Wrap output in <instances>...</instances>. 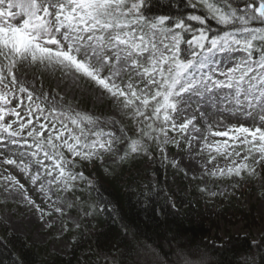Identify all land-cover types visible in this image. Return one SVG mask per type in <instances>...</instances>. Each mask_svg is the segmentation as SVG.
<instances>
[{"label":"snow or ice","instance_id":"snow-or-ice-1","mask_svg":"<svg viewBox=\"0 0 264 264\" xmlns=\"http://www.w3.org/2000/svg\"><path fill=\"white\" fill-rule=\"evenodd\" d=\"M165 2L0 0V188L40 220L65 214L60 193L94 190L77 169L105 156L116 163L158 157L178 169V154L168 152L174 146L206 155L204 174L238 178L233 187L264 180V0H185L182 7L174 0V11L163 12L158 3ZM25 68L64 82L73 98L89 92L107 98L128 124L77 110L67 93L37 89ZM218 113L248 125L229 126ZM5 166L38 186L46 207ZM105 207L89 204L84 215ZM169 207L175 204L158 205L165 215ZM254 246L264 264V242ZM0 247L9 264H25L8 239L0 238ZM176 255L172 264H210L199 249ZM124 264L163 262L144 245Z\"/></svg>","mask_w":264,"mask_h":264},{"label":"trees","instance_id":"trees-1","mask_svg":"<svg viewBox=\"0 0 264 264\" xmlns=\"http://www.w3.org/2000/svg\"><path fill=\"white\" fill-rule=\"evenodd\" d=\"M173 3L174 0H166L158 6L163 12L174 11ZM184 3L185 0H179L181 7ZM209 23L213 28L218 27L214 21ZM89 167L84 173L92 180L94 190L89 189L83 195L75 193L81 197L83 218L80 226L70 231L76 236L69 255L52 252L47 245L31 242L28 237L12 232L8 224L5 227L1 214L6 203L0 199V238L9 240L25 264H124L134 255L137 246L144 245L151 246L163 264H172L178 252L197 249L207 254L210 264H252L253 256L256 264H261L262 250L254 243L264 242V233L256 240L252 234L230 231L225 237L218 234L222 222L234 225L247 219L250 226L257 225L254 206L246 212L235 204L234 197L224 200L227 205H220L209 201L207 194H202L197 186L189 195L174 190L170 186L172 170L178 173L185 188L187 177L177 169L168 168L158 157L131 163L95 160ZM249 184L254 188V182ZM165 200L175 204L174 208L167 209L166 215L158 208ZM105 202V211L84 215L89 204L104 206ZM153 207H157L155 212ZM87 250L91 253H86ZM94 252L103 253L107 258L94 263L91 259ZM8 256V251L0 247V260L4 264H9Z\"/></svg>","mask_w":264,"mask_h":264},{"label":"rangeland","instance_id":"rangeland-1","mask_svg":"<svg viewBox=\"0 0 264 264\" xmlns=\"http://www.w3.org/2000/svg\"><path fill=\"white\" fill-rule=\"evenodd\" d=\"M238 55V54H237ZM20 71H26L28 73V79L35 83L37 89H42L50 93H59L60 95H66V99L73 101V107L77 110L87 112L91 115L100 116L102 121H108L112 118L113 115H116L117 119H121L122 122L126 118L120 117L110 101L100 96L96 93H85L83 95H77L73 98L71 92L66 88L64 82L60 81L56 77L51 76L47 73H42L39 70L33 71L31 68L20 69ZM43 77H46V81L43 80ZM197 119L199 120V114L197 113ZM217 120L221 121L224 124L229 126L235 124L239 126L240 124L248 125V121L242 119H232L230 116L224 113H218ZM106 129L111 127L110 125H103ZM197 126L202 127V122L198 123ZM216 130V129H214ZM186 149L187 146L184 145ZM170 158L173 153H177L176 159L179 164L181 171L185 172L187 175L186 181L189 183L187 189L183 187V184L180 182L179 177L173 173L171 176V188L176 191H183L184 194L189 195L190 191L195 185L198 184L201 188H207L209 191H216L218 195L210 196L207 194L209 201H217L220 205H227L226 199L231 198L234 195L233 201L236 205H239L241 208H245L246 212L251 210V206L255 207L253 211L255 213V222L257 225L250 226V220H243L236 222L234 225H225L221 223V229L219 235L225 237L230 231L234 234H252L254 240L258 239L259 236L264 233V180H256L255 191L251 190L249 186L243 185L240 187H233V184L238 183L237 178L232 180L220 179L217 180L208 175H205L204 165L206 164L207 157L197 156L195 154L189 155L187 151H182L180 149L171 151L168 149ZM180 157H183L181 159ZM106 159H114L109 156H105ZM224 164V161L221 160V165ZM10 171L16 175L17 179L25 185V188L28 189L29 195L32 199L36 200L41 207H46L47 202L43 199V194L39 193L38 186L31 185L28 180L19 173L12 166H5ZM212 165H208V168H211ZM79 169H77L78 171ZM2 171V169H0ZM200 176L201 179H193L192 177ZM222 193V194H221ZM0 195L5 201L12 203L11 206L7 207L2 213L4 220L8 223L11 230L15 233L23 234L28 237L31 242L48 245L49 249L53 252H57L64 255H69L71 249L72 239L75 237L74 234H69L70 229H74L82 221V210L79 206L75 205L74 210H70L67 207V204L71 202L75 204L76 197H72L71 193H60L63 197V204L61 205L65 214L61 217L58 213H53L51 217H46L43 220H40L39 214L35 212V209L31 208L29 205L23 202H18L14 195L10 193H5L3 188H0ZM53 200L56 199L54 195ZM49 222H51V227H48ZM86 253H91L89 250L85 251ZM91 259L94 263L100 262V260L106 259V255L100 252H94ZM180 253V252H178Z\"/></svg>","mask_w":264,"mask_h":264}]
</instances>
